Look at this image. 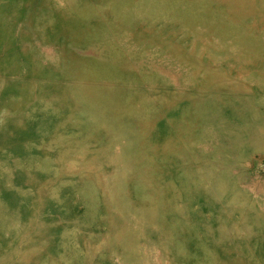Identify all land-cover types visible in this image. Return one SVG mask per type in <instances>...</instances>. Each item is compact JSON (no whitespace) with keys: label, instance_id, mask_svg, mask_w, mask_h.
<instances>
[{"label":"rangeland","instance_id":"374dc122","mask_svg":"<svg viewBox=\"0 0 264 264\" xmlns=\"http://www.w3.org/2000/svg\"><path fill=\"white\" fill-rule=\"evenodd\" d=\"M0 264H264V0H0Z\"/></svg>","mask_w":264,"mask_h":264}]
</instances>
